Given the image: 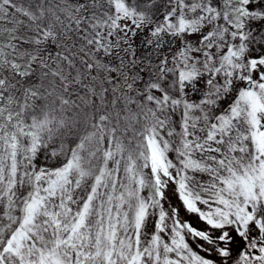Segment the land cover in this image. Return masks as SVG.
I'll return each mask as SVG.
<instances>
[{"label": "snow or ice", "instance_id": "1", "mask_svg": "<svg viewBox=\"0 0 264 264\" xmlns=\"http://www.w3.org/2000/svg\"><path fill=\"white\" fill-rule=\"evenodd\" d=\"M0 264H264V0H0Z\"/></svg>", "mask_w": 264, "mask_h": 264}]
</instances>
